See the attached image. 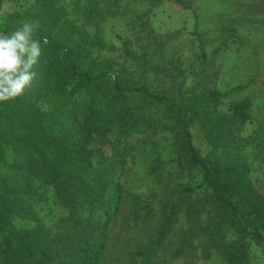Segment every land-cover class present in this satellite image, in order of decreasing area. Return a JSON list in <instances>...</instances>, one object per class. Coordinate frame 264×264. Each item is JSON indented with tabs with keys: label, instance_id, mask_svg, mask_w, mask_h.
Segmentation results:
<instances>
[{
	"label": "trees",
	"instance_id": "16d2710c",
	"mask_svg": "<svg viewBox=\"0 0 264 264\" xmlns=\"http://www.w3.org/2000/svg\"><path fill=\"white\" fill-rule=\"evenodd\" d=\"M104 1L107 4L100 6ZM163 1L150 3L156 7ZM174 1L191 8L185 0ZM1 6L2 0L0 11ZM110 6V0H70L69 5L62 0H34L25 11L5 13L15 24L0 31L10 32L31 21L38 25L35 37L47 38L40 60L44 68L48 63V69L36 81L41 84L40 101L49 108L31 103L32 87L22 97L0 103V264H100L108 227L119 214L123 199L117 167L129 150V144L122 141V154L114 156L104 150L105 146L119 129L125 133L146 122L154 127L157 123L149 120L146 111L154 105L164 109L179 138V164L197 170L201 185L211 190L216 212L200 234L228 264H248V239L255 237L249 227L254 226V220L264 233V197L242 187L234 174L224 178L220 166L202 156L194 145L191 126L201 122L214 151L248 143L249 137L235 139L233 125L235 119H245L251 101L235 103L228 113H221L217 107L223 95L218 90L192 92L186 98L153 90V77L162 73L174 76L173 71L178 70L157 63L155 53L163 52L179 32L159 35L142 20L141 32L148 33L145 48L140 54L126 49L138 73L125 76L113 60L96 55L102 48V36L98 30L89 34L84 24L86 19H100L104 8L109 11ZM68 9L76 16L72 18ZM202 56L204 59L206 53ZM48 187L66 212L55 228L46 227L32 205L33 200L44 199ZM186 192L193 193L194 188ZM184 204L182 197L169 204L156 238L136 256L148 252L153 257L172 232ZM100 208L104 222L101 215L92 216ZM16 218L28 219L34 225L19 228ZM228 231L235 237L231 242L225 239Z\"/></svg>",
	"mask_w": 264,
	"mask_h": 264
},
{
	"label": "rangeland",
	"instance_id": "374dc122",
	"mask_svg": "<svg viewBox=\"0 0 264 264\" xmlns=\"http://www.w3.org/2000/svg\"><path fill=\"white\" fill-rule=\"evenodd\" d=\"M185 1L191 8L174 0H164L156 7H152L150 0H110L111 10L105 7L100 19H86L84 24L89 34L98 30L102 36V48L96 55L113 60L125 76L138 73L126 49L140 54L147 43L148 33L141 32V20L159 35L179 32L163 52L155 53L157 63L170 64V70L173 66L178 70L173 71L174 76L162 73L153 77L156 79L151 85L153 90L175 98H186L192 92L207 89L218 90L223 95L217 107L221 113H228L235 103L250 100L252 105L245 119H235L233 125L235 139L249 137L248 143L222 146L214 151L213 142L207 141L200 121L193 123L191 132L201 155L217 163L224 178L234 174L241 180L242 187L264 197V0ZM69 2L62 0V4L69 5ZM33 3L34 0H2L0 29L15 24L5 18V13L25 11ZM104 4L107 1L100 6ZM68 10L72 18L76 16L73 9ZM154 50L155 47L150 54ZM196 55L199 57L195 60ZM42 64L40 60L34 68L38 74L36 80L48 69V63H45L46 68ZM36 80L32 85L31 103L48 110V104L40 101L42 89ZM146 111L149 120L157 123L154 127L146 122L125 133L119 129L111 135V142L104 149L116 156L122 154L120 142L129 144L116 175L118 178L121 173L119 182L124 191L121 209L108 227L100 264H228L200 234L201 227L208 224L216 212L211 190L201 185L197 170H188L179 164L176 158L181 152L179 138L164 109L154 105ZM189 188H194V192H186ZM178 197H182L185 204L172 232L152 258L148 252L142 257L136 256L150 239L156 238L167 207ZM31 200L29 197L28 201ZM32 205L39 220L49 228H55L58 220L66 215L50 187L46 188L44 199H35ZM98 215L104 222L101 208L92 216ZM14 223L19 228L34 225L23 218H16ZM253 223L249 232L255 237L248 239V264H264V233L257 229L259 224L255 220ZM234 238L228 231L225 239L231 242Z\"/></svg>",
	"mask_w": 264,
	"mask_h": 264
},
{
	"label": "clouds",
	"instance_id": "9594fccd",
	"mask_svg": "<svg viewBox=\"0 0 264 264\" xmlns=\"http://www.w3.org/2000/svg\"><path fill=\"white\" fill-rule=\"evenodd\" d=\"M37 27L29 21L13 31H0V103L22 97L37 78L34 68L47 43L46 37H35Z\"/></svg>",
	"mask_w": 264,
	"mask_h": 264
}]
</instances>
